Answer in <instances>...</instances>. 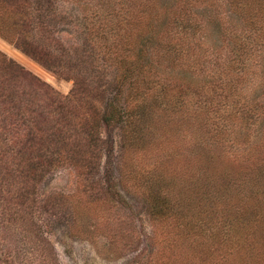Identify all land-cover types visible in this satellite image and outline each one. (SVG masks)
Listing matches in <instances>:
<instances>
[{
    "label": "rangeland",
    "instance_id": "374dc122",
    "mask_svg": "<svg viewBox=\"0 0 264 264\" xmlns=\"http://www.w3.org/2000/svg\"><path fill=\"white\" fill-rule=\"evenodd\" d=\"M259 2L33 0L28 7L34 13L40 9L48 22L54 23L55 34L70 59L71 55L76 58L77 46L81 42L83 46L84 39L87 41L90 59L80 67L78 62L72 71L81 72L77 79L83 78V74L92 81L88 88L94 90L90 108L87 111L83 104L87 93L82 90L67 103L80 119L89 112L110 111L113 97H118L115 101L121 107L126 95L134 103L140 98L136 96L140 95L139 85L132 84L130 89L132 78L119 87H112L114 59L122 49L118 47V51L113 47L114 37L110 32H114L116 44L121 46L118 44L119 31L125 28L131 31L132 26H135L132 30L144 29L151 7L154 16L158 15L155 19L150 16L146 29L152 21L156 25H166L169 21L166 13L172 10L175 17L168 25L170 31L162 37L166 44L167 41L171 43L163 47L170 51L160 49L159 38L150 36L144 41L149 51L143 54L142 63L145 66L148 62L154 63L152 74L145 76L144 88H150L145 94L146 99L152 95L151 102L158 93L156 98L161 101L159 91L162 88H173L176 96L163 113L156 103L148 106L150 116H153L151 125L147 118L142 126L152 134L148 139L152 142L142 152L133 148L129 151L138 163L136 169L143 170L155 165L164 151L174 153L177 158L179 153L181 160L176 164L173 162L175 168L188 163L198 170L205 162H210L214 173H204L205 179L200 180L210 181L214 191L218 183H223L217 179L220 178L218 171L229 169L242 176L253 167V159L258 160L257 164H264V0ZM141 7L142 11H135ZM136 13L141 14L140 21L135 20ZM42 14L40 16H44ZM83 28L86 32L90 28L89 32H82ZM108 38L112 47L106 44ZM0 50L60 93L65 95L72 89L71 79L46 69L2 37ZM20 56L37 64L47 74L34 71ZM102 131L106 141L94 177L55 165L37 182L39 205L31 216L40 224L44 240L38 237L35 244V236L31 235L34 227L24 232L18 226L0 222V257L11 247L14 264H174L172 249L164 250L158 261L146 252L153 233L159 234L153 228L140 196L150 178L149 173L141 170L143 172H137L135 182L128 176L121 184L116 168L120 163L119 127L111 123ZM21 168L19 166L17 170ZM140 178L142 182L137 184ZM100 185L106 187L103 195L98 194ZM90 190L95 194L93 198L100 197L96 202L94 200L95 203L90 202L93 199ZM3 198L1 195L0 204ZM108 232L119 235V244L110 242Z\"/></svg>",
    "mask_w": 264,
    "mask_h": 264
},
{
    "label": "trees",
    "instance_id": "16d2710c",
    "mask_svg": "<svg viewBox=\"0 0 264 264\" xmlns=\"http://www.w3.org/2000/svg\"><path fill=\"white\" fill-rule=\"evenodd\" d=\"M32 2L0 0V37L56 75L71 79L73 85L64 95L0 50V196L4 195L0 204V222L18 226L24 232L34 227L31 235L35 236V244L38 237L44 240L40 224L31 216L39 205L36 201L37 182L55 165L94 177L106 141L103 127L114 123L119 127L120 163L116 168L120 183L123 184L128 176L135 182L137 172L145 170L150 176L140 194L151 224L159 233H153L152 243L146 251L150 257L158 261L164 250L172 249L174 264H264V164H257L258 160L253 159V167L242 176L229 171V167L218 171L220 178L217 179L223 183H218L212 191L214 186L210 181L200 180L204 173H214L210 162H205L198 170L188 163L175 168L181 160L179 153L177 158L174 153L164 151L155 165L143 170L136 169L138 163L130 154L131 148L142 152L152 142L148 140L152 134L142 126L144 120L153 117L148 106L156 103L157 109L163 113L176 96L173 88H162L159 91L161 101L156 98L158 93L150 99L153 103L149 101L152 95L146 99L145 94L150 88H144L145 76L152 74L154 63L148 62L146 66L142 63L143 54L149 51L144 41L150 36L159 38L160 49L170 51L163 47L171 43L167 41L166 44L162 37L170 31L168 25L173 22L174 12L169 10L166 13L169 18L166 25H156L152 21L146 29L150 16L155 19L158 15L154 16L151 7L148 19L143 17L146 18L144 29L132 30L135 27L132 26L131 31L127 28L119 31L118 44L121 46L116 44L114 32H110L114 37L113 47L118 51L122 49L114 59L116 67L111 77L112 87H119L132 78L130 89L132 84L139 85L140 95L136 96L140 98L134 103L126 95L121 107L115 101L118 97H113L108 108L110 111L89 112L80 119L78 114L71 112L67 103L82 90L87 93L83 104L87 111L90 108L94 90L88 88L92 81L83 74L79 80L76 77H80L81 72L72 71L78 62L80 67L90 59L87 57L90 51L86 47L87 41L84 39L83 46L82 42L77 46L76 58L72 55L71 59L67 57L61 40L55 34L56 29L52 27L54 23L48 22L40 9L35 13L30 11L28 5ZM137 19L140 21V13L135 14ZM109 39L106 44L111 46ZM146 115L148 117L144 118ZM151 119L148 120L149 125ZM153 145L155 150L156 145ZM19 166L23 168L17 170ZM140 182L141 178L137 184ZM103 191L106 192V187L100 185L98 194L103 195ZM136 194L139 195L138 192ZM89 195L93 198L95 194L90 190ZM99 198L90 202L95 203ZM107 236L110 242L119 244V235L108 232ZM3 241L7 243L6 239ZM27 242L33 246L31 241ZM13 257L9 247L0 257V264H14Z\"/></svg>",
    "mask_w": 264,
    "mask_h": 264
},
{
    "label": "bare ground",
    "instance_id": "6f19581e",
    "mask_svg": "<svg viewBox=\"0 0 264 264\" xmlns=\"http://www.w3.org/2000/svg\"><path fill=\"white\" fill-rule=\"evenodd\" d=\"M20 59H22L26 65H28L31 69H33L34 71L41 73V74H47V72L42 69L40 66H38L37 64L33 63L32 61H30L29 59L25 58L24 56H20ZM47 79V78H46Z\"/></svg>",
    "mask_w": 264,
    "mask_h": 264
}]
</instances>
